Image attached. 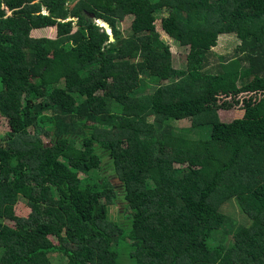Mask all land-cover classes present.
<instances>
[{
	"label": "trees",
	"instance_id": "trees-1",
	"mask_svg": "<svg viewBox=\"0 0 264 264\" xmlns=\"http://www.w3.org/2000/svg\"><path fill=\"white\" fill-rule=\"evenodd\" d=\"M0 118V264H264V0H0Z\"/></svg>",
	"mask_w": 264,
	"mask_h": 264
},
{
	"label": "rangeland",
	"instance_id": "rangeland-1",
	"mask_svg": "<svg viewBox=\"0 0 264 264\" xmlns=\"http://www.w3.org/2000/svg\"><path fill=\"white\" fill-rule=\"evenodd\" d=\"M167 15V11H161L157 14V30L161 33L162 39L171 46V51L174 57V63L176 68H180L186 60V53L183 49H180L174 41H172L169 36H167L162 28H161V19ZM133 20V12L132 10L128 11L126 14V18L122 23H117L113 27L108 30L109 35L113 37L118 34L119 32H126L129 28L131 22ZM98 22V21H97ZM101 24V22H98ZM104 24V23H103ZM103 24H101L103 26ZM57 35L56 28H48V29H40L32 32V36L36 38L46 37L55 39ZM240 44V40L234 34H226L222 35L219 38L217 47L214 48V52L219 55H227L232 53L236 47ZM252 112H248L246 109L242 108V105L234 107L230 110H220L219 115L223 121H232L234 119H241L246 114H251ZM191 122L189 120H184L178 122L176 124L177 127H189ZM9 131L8 123L4 118H0V138L4 137L5 134ZM123 204L120 201H117L116 204H112L110 206V213L114 219H117V212L118 209H122ZM223 210L226 214L231 217L241 219L240 212L238 207L234 203H228L223 207ZM29 208L24 204L21 203L16 207V213L19 216H27L29 214ZM120 261L122 264H125L128 261L130 264L129 257L124 250H120Z\"/></svg>",
	"mask_w": 264,
	"mask_h": 264
},
{
	"label": "water",
	"instance_id": "water-1",
	"mask_svg": "<svg viewBox=\"0 0 264 264\" xmlns=\"http://www.w3.org/2000/svg\"><path fill=\"white\" fill-rule=\"evenodd\" d=\"M98 22H101V24L104 23L102 20H98ZM99 24H100V23H99ZM103 26H104V28H105L107 31L111 28L107 23H104Z\"/></svg>",
	"mask_w": 264,
	"mask_h": 264
}]
</instances>
